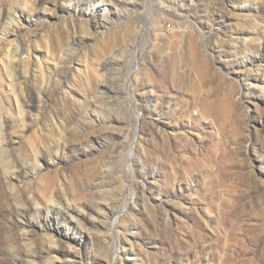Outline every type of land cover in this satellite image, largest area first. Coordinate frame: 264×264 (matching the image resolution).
<instances>
[{"label":"rangeland","instance_id":"obj_1","mask_svg":"<svg viewBox=\"0 0 264 264\" xmlns=\"http://www.w3.org/2000/svg\"><path fill=\"white\" fill-rule=\"evenodd\" d=\"M51 230L68 264H264V0H0V264Z\"/></svg>","mask_w":264,"mask_h":264},{"label":"bare ground","instance_id":"obj_2","mask_svg":"<svg viewBox=\"0 0 264 264\" xmlns=\"http://www.w3.org/2000/svg\"><path fill=\"white\" fill-rule=\"evenodd\" d=\"M119 5V4H118ZM15 14H16V16L18 17V19H16L18 22H21V19L22 18H24V19H26V14L23 12V11H20V9H18V10H15ZM14 14V15H15ZM28 19V18H27ZM15 20V19H14ZM15 22V21H14ZM16 51V50H15ZM8 52H10V50H8ZM28 59V60H27ZM26 60H23V63H25V64H29L30 63V58L28 57ZM40 65H42V64H40ZM27 67V66H26ZM39 68V67H38ZM41 68V67H40ZM42 69V68H41ZM42 71V70H41ZM45 71V70H44ZM12 75V74H11ZM13 76V75H12ZM14 78V77H13ZM11 85L13 86H11L12 88H14V86H15V84H14V79H11ZM13 90H15V88L13 89ZM24 106H25V104H23V103H21V102H19L18 103V108H19V111H20V113L21 114H23L24 115ZM43 156V155H42ZM42 158V157H41ZM14 175H16V174H12V175H10L11 176V178H12V176H14ZM12 179L9 181V183H10V185H12ZM53 200V199H52ZM56 200V199H55ZM55 202H57V200L56 201H54V204L56 205V203ZM61 202V201H60ZM68 202V201H67ZM51 203H53L52 201H51ZM64 203V202H63ZM62 203V204H63ZM59 204V205H61L62 207H64L63 205H65V207L64 208H66L65 210H67V209H69V208H71L72 206H70L69 204L70 203H65V204ZM63 208V209H64ZM128 210V209H127ZM70 214H71V212L69 211V210H67ZM40 225L42 226V227H45V229L47 230V231H49L50 232V230H48L47 228H46V226H44V224L40 221ZM24 227V231H26V228L27 227H25V226H23ZM50 228H52V227H50ZM52 231V230H51ZM27 232H25V234H26ZM52 233H53V231H52ZM50 234V233H49ZM27 236V235H26ZM25 236V237H26ZM55 237V234L53 233L52 235H51V237H50V239L49 240H51V244H52V248L50 247V249H48V254H50V256H51V254L53 255V254H55L56 256V259L57 260H52L51 259V263L50 264H68V262L66 263L65 261H63V259H59V256L60 255H58V251H57V247H54L55 246V241L52 239V238H54ZM117 240V239H116ZM118 242V241H117ZM119 243V242H118ZM71 246H72V244H70ZM118 245V244H117ZM119 246V245H118ZM118 246L116 247V250L114 251V254H118ZM115 249V248H114ZM57 251V252H56ZM34 252V251H33ZM32 254H34V253H32ZM63 255H65V258H67V259H69V261H71V260H73V261H71V262H74L75 260H76V258L80 255V252L79 251H77V250H75L74 252H68V253H65V254H63ZM32 257V256H31ZM53 258V257H52ZM61 258V257H60ZM32 261H33V259H32ZM35 262V261H34ZM76 262L77 261H75V264H76ZM71 264V263H70Z\"/></svg>","mask_w":264,"mask_h":264}]
</instances>
